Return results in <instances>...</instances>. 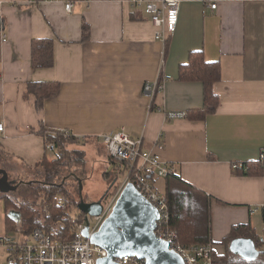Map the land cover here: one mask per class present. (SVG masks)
<instances>
[{
    "label": "crops",
    "instance_id": "crops-1",
    "mask_svg": "<svg viewBox=\"0 0 264 264\" xmlns=\"http://www.w3.org/2000/svg\"><path fill=\"white\" fill-rule=\"evenodd\" d=\"M66 1L0 0V151L16 167H33L53 154L36 133L40 123L79 140L123 128L211 198L212 253L225 254L220 242L238 225L264 238V210L251 214L264 203V0H181L164 46L127 0H76L70 12ZM34 39L53 41L51 68L32 69ZM199 50L220 65L219 105L203 120H168V112L202 107V84L178 80L179 65ZM155 80L163 89L151 111L142 89ZM29 82L60 84L40 112L33 96L23 97ZM250 164L262 172L237 173Z\"/></svg>",
    "mask_w": 264,
    "mask_h": 264
},
{
    "label": "trees",
    "instance_id": "trees-1",
    "mask_svg": "<svg viewBox=\"0 0 264 264\" xmlns=\"http://www.w3.org/2000/svg\"><path fill=\"white\" fill-rule=\"evenodd\" d=\"M81 33L83 40H87L89 25L85 20H82L81 23ZM53 50L51 39L32 40L30 54L32 69L51 68L54 63ZM178 80L199 82L203 87L202 107L185 113L186 119L203 120L208 115L215 113L219 105V98L213 92V85L220 81L218 62L206 61L203 50L192 51L188 54L187 61L178 67ZM59 88L58 82H29L23 97L28 99L29 96H33L35 109L40 112L45 101L55 95ZM150 110H156L154 100L151 101ZM36 133L44 139L45 145L52 146L50 151L53 152V157L50 158L45 154L33 167L22 164L23 166L20 168L14 166L9 156L0 151V170L5 171L8 182L13 183L12 190L0 193V201L5 214L8 211H14L19 215L18 222L5 215L6 234L17 233L28 236L37 227L51 232V223L61 219L65 214V211L60 208L61 200H64L66 209L77 207L80 184L83 187L88 175L85 165V145L92 142L95 147L100 149L99 151L105 152V147L98 138L85 137L79 140L72 135L66 137L63 131L48 129L41 123ZM104 155L106 157L105 153ZM107 161L112 165V168L104 174L105 176L126 173L127 165L125 163L118 164L110 158H107ZM255 169L262 170L260 164L253 166L250 164L247 172L238 171L237 173L252 175L255 174ZM159 180H161L162 193L167 201L169 215L167 226L174 232L177 241L185 246L212 244L211 198L182 181L176 173L155 180L157 188ZM110 185L101 197L102 199L114 194L119 182H116L111 188ZM38 203L44 211L49 212V217L44 218V223L39 221L40 214L35 210ZM64 223L63 231L51 233L54 237L70 235L73 223L67 218ZM236 238L251 240L259 251L257 258L253 261H246L231 254L229 245ZM220 244L225 247L226 252L223 255L212 253L213 264H264V238L257 237L249 224L232 227L230 233Z\"/></svg>",
    "mask_w": 264,
    "mask_h": 264
},
{
    "label": "built area",
    "instance_id": "built-area-1",
    "mask_svg": "<svg viewBox=\"0 0 264 264\" xmlns=\"http://www.w3.org/2000/svg\"><path fill=\"white\" fill-rule=\"evenodd\" d=\"M127 1L131 9L139 11L147 17L154 29L153 39L164 46L167 37L176 28L181 0ZM216 6L215 2L209 5L214 10ZM64 8L65 11L70 12L72 2L66 1ZM162 86L159 80H155L145 83L142 91L152 101L163 89ZM166 117L168 120L182 119L185 118V113L168 112ZM3 128V125L0 124V133L3 132ZM63 133L66 137L71 136L66 131ZM100 141L105 147L107 158L118 164L125 163L127 165L125 176L122 181H119L116 192L106 199H101L100 214L98 216L85 215L79 212L76 207L77 214L71 216V212L66 209L64 200H61L60 208L65 211V214L61 219L51 223V232L37 227L28 236L16 233L14 236L5 234L0 237V246L8 255L6 264H96L97 260L105 258L107 253L103 248L92 244L90 236L97 232L102 222L108 217L120 192L128 183H132L139 195L157 211L159 219L154 231L156 237L167 242L169 248L179 255L184 264H213L211 244L185 246L177 241L174 232L167 226L169 215L166 197L157 188L155 180L163 179L174 173L173 168L157 155L143 152L141 140L132 139L123 128L102 135ZM46 148L50 149L52 146L47 144ZM260 161L264 162V150L260 154ZM237 168L243 169L244 172L247 171L246 167H233L234 170ZM258 209L264 210V203L253 208L251 214H255ZM46 217H49L47 210L44 215L45 219ZM66 218L73 223L70 235L54 237L52 232L64 230ZM85 228L88 229V237L83 235ZM114 263L145 264L144 260L130 256L114 258Z\"/></svg>",
    "mask_w": 264,
    "mask_h": 264
},
{
    "label": "water",
    "instance_id": "water-1",
    "mask_svg": "<svg viewBox=\"0 0 264 264\" xmlns=\"http://www.w3.org/2000/svg\"><path fill=\"white\" fill-rule=\"evenodd\" d=\"M0 175V193L12 190L13 183L8 182L5 171L0 170ZM115 183L116 180L111 183L110 188ZM101 199L86 201L80 184L77 209L85 215L98 216L102 210ZM158 219L157 211L139 195L132 183H128L120 192L108 217L97 232L90 236V242L107 253L96 264H115L114 258L122 256L136 257L144 260L145 264H184L167 242L156 237L154 231ZM83 235L88 237L87 228ZM230 251L246 261H253L259 254L253 242L244 238L234 239L230 244Z\"/></svg>",
    "mask_w": 264,
    "mask_h": 264
},
{
    "label": "rangeland",
    "instance_id": "rangeland-1",
    "mask_svg": "<svg viewBox=\"0 0 264 264\" xmlns=\"http://www.w3.org/2000/svg\"><path fill=\"white\" fill-rule=\"evenodd\" d=\"M85 146H84L85 147L84 151L86 153L85 165L88 169V175L82 187V195L84 199L96 201L101 199L103 194L108 189L109 185L114 180H116V182L122 181L125 174L122 175L119 174L117 176L115 175L105 176L104 174L112 168V165L108 163L104 155L105 152L99 151L100 149L97 146L95 147L94 143L92 142H90L88 145ZM48 157H53V154L49 152ZM158 187L159 190L162 191L161 180L158 181ZM39 203L35 206V210L40 214L39 221L41 223L42 222L44 223L43 219H44L45 211L43 210L42 206ZM69 211L71 212V216L77 214L76 208L72 207ZM5 215L13 221L16 222L19 221L18 213L14 211H8L6 214L4 213L3 206L0 201V237L6 234V231L3 226ZM8 235L14 236L15 233L13 234L9 233ZM7 258H8L7 253L5 252L4 248L0 246V264H6Z\"/></svg>",
    "mask_w": 264,
    "mask_h": 264
},
{
    "label": "flooded vegetation",
    "instance_id": "flooded-vegetation-1",
    "mask_svg": "<svg viewBox=\"0 0 264 264\" xmlns=\"http://www.w3.org/2000/svg\"><path fill=\"white\" fill-rule=\"evenodd\" d=\"M86 201H91V200H89V199H85Z\"/></svg>",
    "mask_w": 264,
    "mask_h": 264
}]
</instances>
